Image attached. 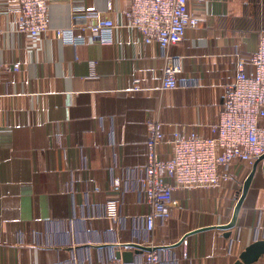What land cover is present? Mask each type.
I'll list each match as a JSON object with an SVG mask.
<instances>
[{
	"label": "crops",
	"instance_id": "obj_1",
	"mask_svg": "<svg viewBox=\"0 0 264 264\" xmlns=\"http://www.w3.org/2000/svg\"><path fill=\"white\" fill-rule=\"evenodd\" d=\"M201 1L189 4L199 25L169 49L181 56L178 87L160 90L161 48L122 26L127 0H110V6L107 0H49L50 30L36 45L15 29L17 0H0V264H94L132 251L129 244L160 247L171 259L163 264H232L264 237L260 169L229 237L213 226L231 219L251 169L245 165L229 168L232 180L224 189L174 191L171 216L157 219L150 232L141 220L149 207L137 185L112 191L114 177L147 163L149 110L158 111L166 137L174 131L208 135L223 84L236 70L235 53L247 58L256 50L264 0ZM90 12L117 25L111 43L73 45L54 37L51 29L77 32L89 25ZM135 84L141 89L132 90ZM157 149L170 155L169 144ZM109 198L119 202L116 220L104 217ZM253 264H264V255Z\"/></svg>",
	"mask_w": 264,
	"mask_h": 264
},
{
	"label": "built area",
	"instance_id": "obj_2",
	"mask_svg": "<svg viewBox=\"0 0 264 264\" xmlns=\"http://www.w3.org/2000/svg\"><path fill=\"white\" fill-rule=\"evenodd\" d=\"M16 31L38 44L50 30L47 23L49 0H17ZM110 6V0H107ZM190 3L201 0H127L123 12L124 28L136 31L145 44L156 42L162 51L164 64L160 90L178 87L181 56L170 53V47L179 43L189 28L199 25L190 9ZM94 21L87 26L51 29L54 37L63 43L112 42V31L117 26L110 18L101 19L98 12H90ZM236 70L223 84V99L217 120L210 124L209 134L195 131H174L166 137L164 122L158 111L147 112L145 126L147 163L142 170H130L124 177L112 179V191L123 193L128 184L135 183L142 201L149 211L141 220L147 232L153 230L157 219L166 221L175 204L173 193L180 189L221 190L232 180L229 168L233 164L251 168L254 160L264 153V33L259 35L256 50L245 58L235 53ZM3 62L0 47V76ZM19 63L13 64V70ZM91 76H96L92 73ZM137 82V81H135ZM135 84L132 90H140ZM169 144V156L161 157L157 147ZM119 202L109 198L104 203V217L116 220ZM183 257H187L186 239L183 238ZM171 261L161 249L144 251L131 262L110 257L94 264H163ZM93 264V263H92Z\"/></svg>",
	"mask_w": 264,
	"mask_h": 264
},
{
	"label": "water",
	"instance_id": "obj_3",
	"mask_svg": "<svg viewBox=\"0 0 264 264\" xmlns=\"http://www.w3.org/2000/svg\"><path fill=\"white\" fill-rule=\"evenodd\" d=\"M258 169H260L264 177V153L254 160L249 173L246 175L245 179L243 180L240 186V194L233 208L231 219L226 224L213 226V228L216 229L227 230L223 233L224 237L230 236V231H228V229L234 226L241 203ZM205 228H210V227H205ZM182 239H180L179 242H181ZM129 246L133 248L132 251H124L123 253L116 251L115 254L116 258H120L121 256L123 262H131L133 261L135 255H138L144 251H152L154 249L160 248V247L143 246L139 244H129ZM262 255H264V237L260 239H256L251 243H249L248 245H246L243 248V250L239 253L238 258L234 262H232V264H253L256 261H258V259H260Z\"/></svg>",
	"mask_w": 264,
	"mask_h": 264
},
{
	"label": "trees",
	"instance_id": "obj_4",
	"mask_svg": "<svg viewBox=\"0 0 264 264\" xmlns=\"http://www.w3.org/2000/svg\"><path fill=\"white\" fill-rule=\"evenodd\" d=\"M262 33H264V31H263ZM262 33H261V34H262Z\"/></svg>",
	"mask_w": 264,
	"mask_h": 264
}]
</instances>
